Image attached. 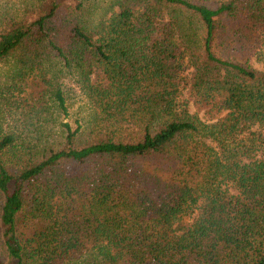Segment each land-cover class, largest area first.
Returning a JSON list of instances; mask_svg holds the SVG:
<instances>
[{"label": "trees", "instance_id": "obj_1", "mask_svg": "<svg viewBox=\"0 0 264 264\" xmlns=\"http://www.w3.org/2000/svg\"><path fill=\"white\" fill-rule=\"evenodd\" d=\"M90 4L0 8V65L54 68L0 137V264H264V0ZM65 78L88 120L38 113Z\"/></svg>", "mask_w": 264, "mask_h": 264}, {"label": "rangeland", "instance_id": "obj_2", "mask_svg": "<svg viewBox=\"0 0 264 264\" xmlns=\"http://www.w3.org/2000/svg\"><path fill=\"white\" fill-rule=\"evenodd\" d=\"M44 1L47 0H0V8L8 6L9 8H14L16 10H30L29 13H31L35 11ZM92 2H95L99 10L103 6L105 8L110 0H92ZM69 4L70 7H73V4ZM90 6L91 9L93 6L96 8L93 4H90ZM20 67L21 66L16 63L13 56L5 60L0 65V137L8 131H13L18 136L19 140H28L26 138V129L28 125L31 126V122L28 120L33 119L36 122V118L32 117L33 111L31 110L34 103L32 99L37 95L34 94L36 86H34L35 84H24L19 76L22 74L23 77H26L27 79L39 76L41 77L42 72L40 69L42 65L37 70L32 71H29L28 69L20 71ZM42 68H52L51 63L45 62ZM100 74V70L95 69L92 83H98V85L105 84L101 79ZM45 78L49 79L50 77L46 76ZM63 84L65 85L64 93L67 103V117H64V114L61 112H57L53 109L51 111L49 110L48 107L53 106L51 99H49L47 103L45 101L41 102L43 107L42 109H39L38 113H51L52 120H63L64 122H70L71 124L75 119L82 118L84 120H88L91 116H93L97 111V107L95 106L94 98L90 96L88 91L82 89L81 85L78 84L74 78L63 79ZM29 85L32 87L29 88ZM44 99L47 100V98ZM191 111L193 110L191 109ZM47 118H49V116ZM46 125L48 126L47 122L44 124L40 123L37 127L46 129V131H49L50 135L54 132L56 133V129L52 127V124L48 128ZM32 141L33 140L31 138V142Z\"/></svg>", "mask_w": 264, "mask_h": 264}]
</instances>
